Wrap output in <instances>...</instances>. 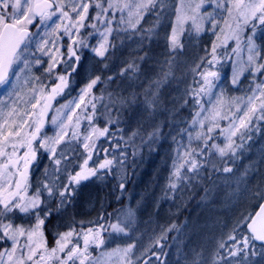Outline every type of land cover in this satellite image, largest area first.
<instances>
[{
    "label": "rangeland",
    "instance_id": "374dc122",
    "mask_svg": "<svg viewBox=\"0 0 264 264\" xmlns=\"http://www.w3.org/2000/svg\"><path fill=\"white\" fill-rule=\"evenodd\" d=\"M86 2H91L93 4V7L89 9V19L86 21V26L80 30L78 35L73 32V35H77L78 39H84L85 43L88 45V47H77L75 49L76 54L80 56L79 61H76L75 57H69L68 47L71 41L62 30L59 34L53 33L51 36H46L45 33L50 32L51 27L47 29L44 27L40 29H36L35 27L30 28L34 33L39 31L40 35L34 38V41L29 47L28 59L31 64V70L22 72L18 80L16 77H12L13 81L17 84L15 92H19V97L15 95V92L9 97L8 94L12 89V85H0V98L6 100L8 106L13 105L14 101L16 102V106L21 113V116L16 117V119L23 118L29 119L30 122H41L43 126L38 135V140H47L50 146H55L57 149L56 159H61V165L59 167L63 169L67 166L68 170L73 174L76 171H80V166L83 165L85 159H88V152L85 151L83 144L85 142V137L91 135L92 139L89 143L95 142L96 147L92 150L93 154L87 167L95 168L104 159L105 152L104 149L100 150V148H102V142H104L100 139L102 137L97 139L98 133H93V128H98L95 120H93L92 117V120L89 121L88 117L90 114L84 111L87 99L92 90L85 95V100L84 103L81 104V107L77 108L76 103L80 101L81 89L92 79L96 78L95 74L99 70L97 62L103 59L108 53L109 44L113 43L114 45H119L123 41L128 42L129 39H126L124 36L126 35L132 38L135 29L136 31L138 30L137 19H141L142 21L143 17H147L149 22L147 29L151 30V32L145 30V32L142 33V35H145L146 40L157 39L155 33L161 30L163 31L164 28H166V31L163 33L164 41H169L167 37L171 35L172 29L175 27L179 43L183 33H186V35L190 33L198 35L205 31L210 37L211 48L208 49V53L189 65L185 70H190V76L185 80V83L189 81L187 89L181 92L176 91V95L181 97V100L183 97L184 102H187L189 98L192 100V105L189 107L190 112L187 117L184 116V124L179 126L178 131L170 125L164 127L161 123L154 125V129L155 133H163L169 128H173L174 132L177 133L176 142L174 143L177 150L174 151V161L177 164L180 162V158L183 157L186 150L195 149V157V155H197L196 153H201L200 150L203 149L204 151L202 153L212 157L209 158L211 160H209L208 157H204L210 161L208 165L209 168H212L213 164H215L221 166V172H223L224 167L232 168L233 172L226 174L228 177L226 181L223 179V184L227 185L228 192L223 188L221 181L219 182L218 179L215 180L208 191L205 192L204 197H202L198 205L201 210H197L198 212L195 213L192 219H190L192 216H180L178 214L183 208H187L188 210L191 208L187 205H189L188 201H192L193 195L188 201L183 199L181 202L180 199L178 200V197L174 195L172 202L178 201L174 203L176 205V210H171L169 201H166L161 205L162 212L157 213L151 210L144 215L140 213V209L142 210V200L140 201V199H136V202L140 201L139 203H141V205H131L129 201H127L119 206L115 204L118 202H110V200L106 202L103 197L99 198L98 196V198H92V195H97V193H93V190L95 189L94 185L96 181L99 180L98 177L97 180L96 177H92L84 181L83 184L78 185L79 187L84 186L83 193H85L86 197L83 196L81 200L79 198L76 203L70 200V198L76 196V187L74 194L59 208L57 207L60 204L59 192L57 191L55 197L50 199L49 197L47 199L44 198V194H47V192H45L42 198L47 201L48 207L52 209L49 224L52 227H50L51 231L48 230L46 222L41 225L36 235L33 236L31 246L37 250V254L34 256V261L28 262V264H60L57 257H64L66 252L73 246L78 245L83 249L84 233L88 232L89 229H98L101 224L105 225L106 228V230L102 232L105 244L101 249H97L94 244H90L88 249L90 253L88 264H92L93 260H95L97 264H121L118 257L104 256L102 253L111 252L118 246L126 247L130 243L135 244L133 253L130 256L133 264H188V261L192 260L193 256L194 260H198L199 252L197 251L200 250L205 252L207 245H210L211 242H214L211 246H213L215 250L212 251L206 264H228V260H226L223 255L226 256L228 253L227 248L230 239L228 236L223 238L221 243L226 245L224 248L219 247L221 243L219 244L220 239H218V237L223 236V232L220 230L219 225L223 218L221 214L224 213L227 208L225 194L228 195L229 193L230 197L233 198L231 206L234 207V210H237L235 206L239 203L238 199L240 200L242 198V195H240V188L244 185L246 176H248V174L251 176L255 175L257 173L260 158L264 159V120H257L254 118L247 129H241L237 132V135L233 137L235 144L239 146L236 148L235 156L229 152L221 157L217 150L211 146L212 144H216L220 147L225 145L227 141L221 130L229 127L233 120V114L237 117L243 115V111L238 112L237 108L240 107L246 110L247 97L252 94V90L255 89L260 82H264V71H256L261 64H264V26H261L257 22L255 34L253 35L250 22L249 25L244 27L239 40H237V38L232 36L229 32L226 20L230 21V18L228 17L227 10L216 6L218 0H204L198 12H193L192 9H194L195 5L200 3L201 0H163L162 5L157 3L155 7H150L147 11H143L142 16H137L136 9L133 8L131 18L129 17L128 10L122 13L119 9H110L108 13L102 14L106 19L112 21L111 25H107L91 19V17L95 16L96 12L99 11V9L94 7L97 0H86ZM99 2L103 3L104 7H107V0H99ZM71 15L74 17L75 13ZM193 16L196 18L195 23L192 19ZM122 18L123 22H121ZM213 19L216 21L215 26L210 22ZM48 23L53 27L55 23H60L58 16L53 17V20ZM92 23L96 24L95 28L89 26ZM232 23L234 25V22ZM133 24L135 27H132ZM197 24L200 25L199 31H197ZM108 27L112 28L110 34L106 33ZM102 32L107 35L106 41H104L103 37L100 35ZM249 35H253L257 51L260 53V55L256 57L257 62L255 64L250 63L248 59L250 52L247 46V36ZM136 37L138 36L134 35L133 39ZM42 38L55 41V48H58L59 52L55 51L52 43H49L46 47L53 49L56 59L60 61L57 67L61 65L63 68L62 73L56 71L57 67L51 73L46 71L52 54L45 55L36 50L37 43ZM101 42L106 44V51L103 57L97 56L93 51V48L99 47ZM213 44L216 45L215 52H213ZM181 46L182 44L179 45V47ZM118 48L121 49L123 47ZM177 58L178 57L173 54L171 58L172 61L168 63L172 68L165 70V74H167L165 76L169 80L171 77H174V71L179 69L176 68L174 63ZM36 59L41 60L39 65L35 63ZM79 62L82 64L78 65ZM82 66L85 67L82 69ZM104 66H102L101 69H103ZM73 68H75V79L68 80V86L64 88L63 92L53 97L52 89L59 83L58 76H67V71L73 70ZM206 72L216 73L214 77H209L213 83V88L210 92H200L199 90L204 84L203 74ZM81 79L83 82L79 84V87H76L77 89L74 88L75 83L80 82ZM160 79H163V77ZM234 80L235 83H233ZM163 84L165 83L163 82L162 85ZM162 85L157 86V89H155L158 97L163 90ZM227 89H231L232 93H229ZM155 90L153 92H155ZM235 90L243 92L241 101L236 99L237 94ZM49 97L52 98L49 99ZM37 99H39L40 102L37 104V107L33 109L32 104H36ZM143 100L145 101V98ZM197 100L200 101L199 104L196 103ZM206 101L210 102L207 106L205 105ZM45 103L48 104L47 108L44 107ZM230 103L232 104L230 105ZM73 109L75 111H73ZM7 111L8 108L5 107V113ZM217 111L220 113V116L213 120L212 117ZM41 112L44 114L41 115ZM24 113H35V115L28 117L24 115ZM197 113H200V115H197ZM69 116L72 117L71 120H69ZM221 117L227 118L224 119ZM4 119L10 120L11 118L6 115L0 116V123H3ZM201 121H203V127H201ZM216 123L219 124V127H214ZM237 123H239L238 119ZM61 124L66 127V135L61 131ZM34 127L35 124H33V128ZM209 127H213L211 133L207 131ZM5 131H7V129H5ZM58 132L64 135L65 138L60 144L56 145L54 141ZM198 132L204 133L205 138L211 137V139L207 140V147L205 144L203 145L205 139H201L203 141L201 146L189 148L190 145H192L191 141H193ZM73 133H75V135ZM184 134H188V136H179ZM180 138H183V143L180 142ZM34 147L38 150L37 160L29 165V186L25 193L26 196H31L35 193L34 186L38 182L43 181L46 168L52 173H55L57 168L54 161L50 159V152H46L43 148H40L38 142H34ZM26 150L27 149L24 147L19 148L17 155L23 157ZM6 151L10 153L12 151L11 147L9 146ZM202 153L200 155L203 157ZM113 156L114 154L112 155L108 152V157L110 159L113 158ZM64 157H67V159H64ZM115 157L120 160L117 155H115ZM5 159L6 158H0V163L4 162ZM213 159H215V162ZM20 167L23 169V161H21ZM170 170L172 174L174 167L173 169L170 168ZM123 171H126L125 168L120 169L119 166H116L112 169L111 174H108V170H102L99 175L103 177H124L123 180L126 181L128 177ZM59 175L61 178L60 182H68V172L61 171ZM245 187L246 184L243 186V189H245ZM261 188L262 185L253 187V191L252 189L250 190L252 196H249V198L245 200L256 205L261 199V196L256 195V193L258 191L264 192V189L260 191ZM179 203L181 204L179 205ZM192 203L194 202L192 201ZM0 208H2V206H0ZM129 208L134 214V223L132 228L128 230L129 234L127 236L124 234H120L119 236L112 234L109 225L116 222V210L124 209L127 211ZM251 211V208H245V210L240 211L239 217H233V222L235 221L234 226L237 220L249 213L251 214ZM109 213L113 214L111 219L108 218ZM77 215H80V217ZM42 216L43 213H41V217ZM101 216H103L104 219H101ZM46 219L47 217L45 220ZM187 221H189L188 224H186ZM6 224H12L13 228L22 226L25 229L26 234L18 237L17 256L22 250L27 252V245L29 244L27 232L35 229L37 224L36 211L21 213L15 210L6 215H0V253L10 251L13 245V241L4 236L3 226ZM69 231H73V235L69 237L68 248L65 252H58L56 256H53L51 259L46 258L45 260H41V254L47 257L51 249L56 247V240L59 239L62 234ZM239 234V230L236 232L232 231L230 236L235 235L237 237ZM254 250L257 255H250L248 263L257 264L259 262L258 264H264V253H262L261 248L258 247ZM228 257L230 256L228 255ZM7 259V256H5L4 260L7 261ZM69 264H71V262H69ZM76 264H79V261H77Z\"/></svg>",
    "mask_w": 264,
    "mask_h": 264
},
{
    "label": "snow or ice",
    "instance_id": "6c2138e0",
    "mask_svg": "<svg viewBox=\"0 0 264 264\" xmlns=\"http://www.w3.org/2000/svg\"><path fill=\"white\" fill-rule=\"evenodd\" d=\"M204 0L195 5L192 9L193 12H198L202 7ZM157 3L163 4V0H107V7H104L103 3L97 2L94 7L99 9L95 16L91 17L92 20L111 25L112 21L106 19L102 14L108 13L110 9H119L122 13L128 10L129 17L132 16V9H136V15L142 16L143 11H147L150 7H155ZM218 8L226 9L230 21L226 20L228 24L229 32L232 36H235L237 40L240 38V34L243 32L244 27L249 25L251 22L253 35L255 34L257 22L264 26V0H218L216 3ZM93 7L91 2H86V0H0V85L8 86L12 85V89L9 91V97L13 95L17 84L13 81L12 77H16L17 80L22 72L30 71L31 64L28 59V51L31 43L34 41L36 36H39V31H30L31 27L40 29L44 27L45 29L51 27L50 32H46V36H51L53 33L59 34L61 30L66 34L71 43L68 47L69 57H75L76 61L80 60V56L76 54L75 49L77 47H88L84 39H78L77 35L80 30L86 26V21L89 19V9ZM75 13L73 17L71 14ZM60 23H55L54 27L49 25V21L53 20V17H57ZM193 22H196L195 16L192 17ZM123 22V18L121 19ZM139 23V20L136 21ZM213 26H215L216 21L213 19L210 21ZM234 22V25L233 23ZM92 28L96 27L95 23H92ZM132 27H135L133 24ZM200 30V25L197 24V31ZM151 32V30H148ZM75 32L77 35H73ZM112 28L108 27L106 33L110 34ZM106 33L102 32L100 35L103 37L104 41L107 40ZM253 35L247 36V46L250 52L249 62L255 64L256 57L260 55L257 51V46L254 42ZM171 49L175 50L179 44L177 37V30L175 27L172 29V33L167 37ZM52 43L53 48H55V41L50 39L42 38L37 43V51L44 53L45 55L52 54L49 66L46 69L47 72L51 73L56 69L57 65L60 63L56 59L53 49H49L46 46ZM216 45L213 44V52H215ZM56 52H59L58 48H55ZM93 51L97 56L103 57L106 51V44L101 42L100 46L93 48ZM35 63L39 65L41 63L40 59H36ZM22 65V67H21ZM70 66V65H69ZM134 65H129V69H133ZM75 71V68H73ZM256 71H264V64H261ZM70 75V73H69ZM167 75V74H165ZM216 73L206 72L203 74L204 84L200 88V92H210L213 88V83L209 77H214ZM101 77L97 76L92 79L83 89H81L80 101L76 103V107H81L84 103L85 95H87L93 87L100 81ZM109 80L112 77L108 78ZM59 83L52 89L53 97L56 94L63 92L64 88L68 86V76L59 75ZM235 83V80L233 81ZM15 95L19 97V92H15ZM145 106L146 110L151 108L155 109L158 101V96L156 92L149 94L145 91ZM52 97H49L51 99ZM39 99H37L36 104H32V108L35 109L37 104H39ZM197 104L200 103L199 100L196 101ZM86 106V105H85ZM5 107L8 111L5 113ZM45 108L48 104L45 103ZM95 110V104L92 105ZM73 111H75L73 109ZM237 111H243L242 116H235L233 114V120L227 129H222V134L225 135L226 143L223 147L216 144H212V148L216 149L221 157L225 156L227 153L231 152L233 156L236 154V148L239 147L235 144L233 137L237 135L241 129H247L251 121L255 118L257 120H264V82H260L255 89L252 90V94L247 97L246 110L238 107ZM44 113L41 112V115ZM7 116L9 119H4L3 123H0V158H6L4 162L0 163V215H6L7 213L18 210L21 213H29L31 211H36L37 224L35 229L27 232V237L29 244L27 245V252L21 251L17 256V244L18 237L24 236L26 234L25 229L21 227L13 228L12 224H6L3 226L4 236L13 241L12 249L7 252L0 253V264H28V262L34 261V256L37 254V250L31 246V241L34 235H36L37 230L40 229L41 225L44 224V218H41V213L44 217L51 215L52 209L48 207L47 201L42 199L43 194L47 192L49 198L55 197L57 191L59 192L60 204L58 208L62 206L67 199H69L75 192L73 185H79L81 181L89 180L91 177H98L103 179L99 173L102 170H108V174L114 167H123L124 160L108 157V149H104L105 157L95 168L87 167L89 160L92 157V150L95 149V142L89 143L92 139L91 135L85 137V142L83 147L86 152H88V159L84 160L83 165L80 166V171H76L74 174L68 170L67 166L61 169V159H56L57 149L55 146H50L47 140H38V135L41 132L42 123L38 121L30 122L29 119H16L20 117L21 113L16 106V102L13 105L8 106L7 101L0 98V116ZM28 117H32L35 113H24ZM200 115V113H197ZM220 113L217 111L212 117L213 120L219 117ZM226 119L227 117H221ZM72 117L69 116V120ZM89 121L92 117H88ZM237 119L239 123H237ZM55 122V119H54ZM195 122V121H194ZM201 127H203V121L200 122ZM33 124L35 127L33 128ZM15 126V127H13ZM214 127H219V124H214ZM61 131L66 135L65 125H60ZM7 129V131H5ZM208 133L213 131V127L207 129ZM108 132V128L103 129L93 128V133H98L97 139L100 136H104ZM75 135V133H73ZM135 135V133H133ZM65 136L57 133V137L54 144L58 145ZM243 138V137H241ZM196 139H205V146L207 147V140L211 137L205 138L204 133L198 132L196 134ZM34 142H38L40 148H43L46 152H50L52 159L57 165L56 172H49L45 169L44 178L42 182H38L35 187V193L31 196H26L25 193L29 186V165L37 160L38 150L34 147ZM11 147L12 151L9 153L6 151L8 147ZM24 147L27 150L24 152L23 157L17 155L18 149ZM201 153L204 151L200 150ZM195 149H188L180 158V162L177 164L174 161V171L172 177L174 180L170 179V187L172 189L177 188V181H182L187 179L191 181L193 178L200 175V162L195 159L194 153ZM125 154L121 152L123 157ZM67 159V157H64ZM23 161V169H21L20 164ZM186 168L187 172L182 171ZM213 172H219L220 169L213 164ZM61 171L68 172V182H60ZM223 172L225 174H230L233 169L230 167H224ZM187 173H192V176L187 175ZM225 180L228 179L227 176L224 177ZM119 187L124 189L125 185L123 182L120 183ZM207 192L208 189H205ZM256 195L264 197V192H257ZM119 199V197H118ZM47 209V210H45ZM113 214L109 213L108 218L111 219ZM101 219H104L101 216ZM134 223V214L129 208L127 211L124 209L116 210V222L111 223L109 227L111 228V233L119 236L124 234L127 236L129 234V229L132 228ZM244 226L247 228V234L243 235V239L239 240L235 235L229 236V239L234 241L233 248L229 250L228 255L231 257H237L239 254H243L246 258L248 255H257L255 249V244L252 241H259L261 245V251L264 253V204H261L260 210L253 217L250 213L243 216L241 219L237 220L233 231L236 232L241 230ZM105 225H99L98 229H89L88 232L84 233L83 241L84 248L81 249L78 245L73 246L70 250L66 252L64 257H57L60 264H88L90 253L88 251L90 244H94L97 249H101L105 240L102 236V232L105 231ZM42 235V234H41ZM73 235V231L66 232L61 235L59 239L56 240V247H53L48 253V256L41 254L40 259L45 260L46 258L51 259L56 256V253H64L68 248L69 237ZM237 245H242V247H237ZM220 248L226 247L224 243L219 245ZM135 244H128L126 247H116L111 252L102 253L104 256H115L118 257L121 264H133L130 258ZM249 249H252L250 252ZM7 256V261L4 257ZM92 264H97L95 260ZM192 264H200V261L193 260ZM238 264H246L245 261L238 262Z\"/></svg>",
    "mask_w": 264,
    "mask_h": 264
},
{
    "label": "trees",
    "instance_id": "16d2710c",
    "mask_svg": "<svg viewBox=\"0 0 264 264\" xmlns=\"http://www.w3.org/2000/svg\"><path fill=\"white\" fill-rule=\"evenodd\" d=\"M137 25L138 30L136 31L135 29L133 37L134 35L138 37L133 39V37L125 35L124 37L129 39L128 42L123 41L119 45L110 43L108 53L97 62L99 70L95 76H99L101 79L93 87L84 108V111L93 117L98 129L108 128V132L104 136H100L102 137L100 138L101 141H104L100 150L108 149V152L112 155L114 154V156L117 155L120 159L122 158L124 165L120 169L125 168L126 171L123 172L128 177L126 181L123 180L124 177L119 178L118 176H107L99 180L96 177L97 181L94 185L95 189L93 193L95 192L97 195H92V198L103 197L106 202L109 200L110 202H118L115 204L119 206L127 201L131 205H141L139 202L142 200V210L140 209V213L146 215L145 213L151 210L157 213L162 212L161 205L166 201H169L171 210H176L174 203L178 201L172 202L174 195L178 197V200L180 199V202L183 199L188 201L193 195L192 201L194 203L188 201L189 205H187L191 208L189 210L183 208L178 214L180 216H192L190 218L192 219L195 213L198 212L197 210H201L198 205L205 195V189H209L215 180L221 181L223 188L227 191V185L223 184L226 174L221 172V170L213 172L212 168L208 166L210 161L204 158L208 157L209 159L211 156H206L204 153H202L203 157L200 155L201 153H196L197 155H195V158L201 165L199 169L200 175L191 181L187 179L177 181L176 189L170 187V179H175L172 177L170 168L173 169L174 167V151H177L174 144L177 133L174 132V129L178 131L179 126L184 124V116L187 117L190 112L189 107L192 105L191 98L187 102H184V98L182 97L181 100V97L176 95V91L181 92L187 89L189 81L185 83V80L190 76V70H185L189 65L209 52L208 49L211 48L210 37L205 31L198 35L195 33L188 35L183 33L178 47L173 50L170 47L169 41H164L163 33L166 31V28L163 31L155 33L157 39L146 40L145 35H142V33L148 30L149 22L147 17H143L142 21L140 19ZM180 44H182L181 47H179ZM118 47L123 48L120 49ZM173 54L178 57L174 63L176 68L179 69L174 71V77H171L169 80L165 76V70L172 68L168 63L172 61ZM81 64L79 62L78 65ZM129 65H134V68L129 69ZM102 66H104L103 69H101ZM84 67L82 66V69ZM56 71L62 73V66L59 65ZM67 76L68 80L75 79L74 71H67ZM109 77H112V79L109 80ZM161 77L163 79H160ZM82 82L83 80L81 79L80 82L75 83L74 88L79 87V84ZM163 82L165 84L162 85ZM160 85H162L163 90L160 92L155 109L149 108L146 110L143 100L145 98V91L151 94ZM227 90L229 93H232L231 89ZM235 92L237 94L236 99L241 101L243 92L237 90ZM209 103V101H206L205 105L207 106ZM93 104H95V110L92 107ZM160 123L164 127L170 125L174 129L169 128L163 133L161 132L162 134L155 133L154 125ZM179 136L186 137L188 134ZM182 140L183 138H180V142ZM202 142L201 139L197 140L195 137L191 141L192 145L189 148L199 147L202 145ZM121 152L125 154L123 157L121 156ZM213 161L215 162V159ZM216 166L219 169L221 168L220 165ZM182 171L187 172V169L184 168ZM187 175L192 176L193 174L187 173ZM121 182L125 185L124 189L119 187ZM245 184L246 187L243 189ZM260 185H262L260 191H263L264 159L262 158L259 160L257 173L253 176L248 174L244 185L240 188L242 198L238 199L239 203L235 206L237 210H234V207L231 206L233 198L230 197L229 193L228 195L225 194L227 208L221 214L223 218L219 228L223 232V236L218 237L220 239L219 244L224 237H229L230 233H232L235 222H233V217H239L240 211L245 210V208H251V212L255 210L261 199L256 205L245 199L252 196L250 190L253 187ZM83 187L81 186L77 189L75 198L86 197L85 193H83ZM136 199H140V201L136 202ZM188 223L189 221L186 222V224ZM50 227L52 226H49V230ZM239 231L240 234L237 236V239L242 240L243 235L247 234L245 226ZM252 243L255 244L253 241ZM211 244H214V242L207 245L205 252L197 251L199 252L198 260H200V264H206L212 251L215 250ZM233 244L234 241L230 240L227 248L228 252L233 248ZM255 246V249L261 248L260 245L255 244ZM237 247H242V245H237ZM249 251L251 252L252 249H249ZM223 257L228 260V264H238L241 261L249 264L248 258L250 255L246 258L243 254H239L237 257H228L227 253ZM193 260L194 256L192 260L188 261V264H192Z\"/></svg>",
    "mask_w": 264,
    "mask_h": 264
},
{
    "label": "flooded vegetation",
    "instance_id": "af4514ba",
    "mask_svg": "<svg viewBox=\"0 0 264 264\" xmlns=\"http://www.w3.org/2000/svg\"><path fill=\"white\" fill-rule=\"evenodd\" d=\"M73 187L76 188V187H78V186H77V185H73ZM77 189H78V188H77ZM76 191H77V190H76ZM44 196H45V197H44L45 199L48 198V194L45 193ZM79 198H80V200L82 199V197H77V198L74 197V198H70V200H72L73 202L76 203V202L78 201ZM42 199H43V198H42ZM45 199H44V200H45ZM49 199H50V198H49ZM54 200H55V199H54ZM80 215H81V214H80ZM80 215H77V216L80 217ZM50 217H51L50 215L47 216V219H46V220H45L46 217H44V216L41 217V218H44V220H45L44 223L47 222L46 226H48V227L50 226V225H49V224H50ZM60 226H61V224H60ZM48 227H47V229L49 230Z\"/></svg>",
    "mask_w": 264,
    "mask_h": 264
},
{
    "label": "water",
    "instance_id": "95a60500",
    "mask_svg": "<svg viewBox=\"0 0 264 264\" xmlns=\"http://www.w3.org/2000/svg\"><path fill=\"white\" fill-rule=\"evenodd\" d=\"M261 204H264V197H262L260 203L257 205V207H256V209L254 210V212L251 214L253 217H255V214L260 210V206H261ZM245 229H246V231H248L247 228H246V226H245ZM253 242H254L255 244H257V245H260V242H259V241H253Z\"/></svg>",
    "mask_w": 264,
    "mask_h": 264
}]
</instances>
